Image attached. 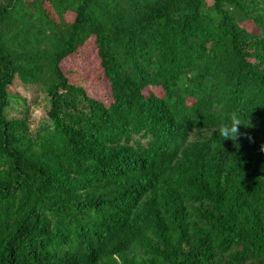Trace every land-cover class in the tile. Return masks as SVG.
<instances>
[{
  "label": "trees",
  "instance_id": "16d2710c",
  "mask_svg": "<svg viewBox=\"0 0 264 264\" xmlns=\"http://www.w3.org/2000/svg\"><path fill=\"white\" fill-rule=\"evenodd\" d=\"M46 1L0 0V264H264V0Z\"/></svg>",
  "mask_w": 264,
  "mask_h": 264
},
{
  "label": "rangeland",
  "instance_id": "374dc122",
  "mask_svg": "<svg viewBox=\"0 0 264 264\" xmlns=\"http://www.w3.org/2000/svg\"><path fill=\"white\" fill-rule=\"evenodd\" d=\"M211 2L212 0H205V5H208ZM32 3L33 7H36V11H45L49 19H52L54 17L46 0H32ZM60 21L61 20L58 19L56 23ZM85 58L89 59L91 63L90 70H92V72L89 73L88 78L82 80V83L90 90L96 88V95L99 98H102L103 95L108 94L109 86L105 79H101L98 82L95 81V79H98L99 77L100 70L98 67V58L96 55L93 37L88 39L86 43H84L75 54H72L71 56L65 58V60L62 62V66L64 70H68V62L70 60L82 61ZM71 77L73 78L72 75ZM13 87L14 91L27 98V105L30 115L29 124L31 130L34 131L43 121L46 120V111L49 107L47 92L40 85L25 84L18 79L15 80ZM21 109L22 108L18 104L12 102L10 103L7 111L9 115L19 116L21 114L19 113Z\"/></svg>",
  "mask_w": 264,
  "mask_h": 264
},
{
  "label": "clouds",
  "instance_id": "9594fccd",
  "mask_svg": "<svg viewBox=\"0 0 264 264\" xmlns=\"http://www.w3.org/2000/svg\"><path fill=\"white\" fill-rule=\"evenodd\" d=\"M230 121H231L230 124L221 125L217 129V131L219 135L222 137V140L231 139L233 141H236L237 137L240 135L238 126L244 123L241 122L239 116L236 113L231 114ZM244 125L251 126L250 124H244ZM249 139H251L250 136ZM261 150H264V145L261 146Z\"/></svg>",
  "mask_w": 264,
  "mask_h": 264
}]
</instances>
